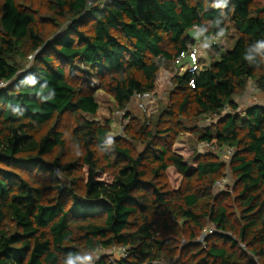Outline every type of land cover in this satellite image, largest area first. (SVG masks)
I'll use <instances>...</instances> for the list:
<instances>
[{"label": "trees", "instance_id": "obj_1", "mask_svg": "<svg viewBox=\"0 0 264 264\" xmlns=\"http://www.w3.org/2000/svg\"><path fill=\"white\" fill-rule=\"evenodd\" d=\"M215 2L0 0V264H82L80 249L114 247L125 256L85 264H264V105L232 113L249 82L264 100V64L243 58L264 40V0ZM227 24L233 48L177 75L196 41L188 32L222 39ZM96 92L117 112L136 95L168 102L154 121L126 112L104 152L113 110ZM227 108L200 134L185 125ZM186 133L233 151L232 188L215 191L225 159L199 154L179 140ZM58 174L69 188L48 178Z\"/></svg>", "mask_w": 264, "mask_h": 264}, {"label": "rangeland", "instance_id": "obj_2", "mask_svg": "<svg viewBox=\"0 0 264 264\" xmlns=\"http://www.w3.org/2000/svg\"><path fill=\"white\" fill-rule=\"evenodd\" d=\"M94 1L97 3L102 2V0H94ZM227 28L228 29L223 35V38L220 39L221 40L220 45L218 46L219 50H221L222 52L230 51L233 48L235 40H236V35H235L234 28L232 27V25L227 24ZM56 32H58V30H55V31L48 30L47 33H44V36H47L48 38H50V37H53L54 34H56ZM188 35L193 40L199 39V34L197 33V31L191 30L188 32ZM218 59H219V56L215 53V51H209L206 54V56H204V54L201 56L199 67H207L211 61H218ZM20 63L23 67L22 70H27L32 65V61H30L28 58L26 61L21 60ZM253 88H254L253 83L249 82L245 92L242 93L240 96L233 98V102L237 105V109L234 112H232L233 114L241 115L243 114L244 110L251 105H264V100H263L262 95L258 92V90H253ZM94 99L98 103L102 105H106L112 108L113 110L112 122L110 126L111 128L110 136L112 137L120 136L121 135L120 133L123 131L122 127L128 124L129 119L124 120L123 118V115L126 112H128V114L132 117H136V118H140L144 120L152 119L154 121L155 118H157L158 115L161 113V111L167 106V102H168V97L163 96L159 100H155V99L151 100L150 102L146 104V107L141 110L137 107L136 102L132 101L130 105L127 107L126 111H124L123 113H117L116 109H114V106L111 103L110 98H108L106 95L100 92H96L94 94ZM229 112L230 110L227 108L219 116H215V117H205L204 116V117L199 118L197 121H194L191 123H185V125L188 129H191V130L196 129V131L199 132L200 134L204 130V128L209 127L212 123H216L218 119H220L222 116H224L225 114ZM179 140L181 142L189 143L195 146L197 152L201 155L207 154V153H212V154L220 153L221 154L219 155L220 158L223 157L225 159L226 170L223 174V177H224L223 180H225V185L221 189L215 187V191L224 192L226 190H229V188H232L233 178L228 171L230 156L232 155L228 154L229 152L228 150L226 151V149H224L223 152H220L216 149L209 147L205 143H199L197 137L189 133L181 135L179 137ZM132 145H133V148L136 150V152H140L143 149V147L139 144H132ZM181 151H184V150L181 149ZM48 178L53 179V182L59 185L61 189L69 188L68 179L65 178L64 176H61L60 174L55 175V176H49ZM204 234L206 236L208 232H205ZM79 256L80 258L90 257V259H96L101 256H106L110 258L112 261H114V260H119L121 258L122 250L121 248L114 247L110 250H106V251L99 250V251L90 253V252L80 249Z\"/></svg>", "mask_w": 264, "mask_h": 264}, {"label": "built area", "instance_id": "obj_3", "mask_svg": "<svg viewBox=\"0 0 264 264\" xmlns=\"http://www.w3.org/2000/svg\"><path fill=\"white\" fill-rule=\"evenodd\" d=\"M105 1V0H104ZM88 7L92 6V1L88 2ZM194 31H198L196 28H194ZM220 38L216 36H211L209 38H204L202 35L198 40H196L194 43L189 45L187 47V50L182 52L174 61L175 69L177 75H183L184 73L188 72L191 74H197L199 73L204 67H199L201 56L206 54L209 51H213L215 47H218L220 45ZM28 59L32 61L33 56H29ZM193 80L189 81V85L193 87ZM5 83H1L0 87H3ZM253 90H257V88L254 86ZM136 105L139 109H144L146 107V104L150 102L151 96L149 94H143V95H136L135 97ZM117 113H123V111L117 112ZM123 128V127H122ZM121 134V133H120ZM229 151L228 154H233V151L231 149H226V151ZM225 185V180H220L216 182L215 187L216 188H223ZM213 233L212 230H209L208 234ZM205 234L202 235V238H204ZM201 238V239H202ZM122 250V256H125V249Z\"/></svg>", "mask_w": 264, "mask_h": 264}, {"label": "clouds", "instance_id": "obj_4", "mask_svg": "<svg viewBox=\"0 0 264 264\" xmlns=\"http://www.w3.org/2000/svg\"><path fill=\"white\" fill-rule=\"evenodd\" d=\"M228 0H216V2L213 4V7L223 9L227 7ZM223 14V13H222ZM217 27H219L221 20L217 18V20L214 22ZM201 31H206L205 29H201ZM224 30L221 28L220 31L217 33L218 36L223 35ZM257 56H259V60H257ZM244 60L250 65V66H257L259 67L261 64H264V40H257L255 43L249 45L244 53L243 56ZM104 152H109L114 149V139L112 136H108L104 141ZM79 155V151L77 152ZM90 257L86 258H80L77 257V260H81L82 264H85L87 260H89ZM67 264H75V261L70 257L67 261Z\"/></svg>", "mask_w": 264, "mask_h": 264}, {"label": "crops", "instance_id": "obj_5", "mask_svg": "<svg viewBox=\"0 0 264 264\" xmlns=\"http://www.w3.org/2000/svg\"><path fill=\"white\" fill-rule=\"evenodd\" d=\"M197 33H198V32H197ZM198 34H199V38H200L201 35H200V33H198Z\"/></svg>", "mask_w": 264, "mask_h": 264}]
</instances>
